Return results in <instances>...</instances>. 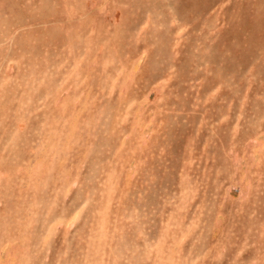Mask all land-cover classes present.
Returning <instances> with one entry per match:
<instances>
[{
	"label": "rangeland",
	"instance_id": "obj_1",
	"mask_svg": "<svg viewBox=\"0 0 264 264\" xmlns=\"http://www.w3.org/2000/svg\"><path fill=\"white\" fill-rule=\"evenodd\" d=\"M0 264H264V0H0Z\"/></svg>",
	"mask_w": 264,
	"mask_h": 264
}]
</instances>
